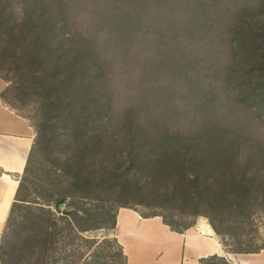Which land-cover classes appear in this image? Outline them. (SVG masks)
<instances>
[{
  "label": "trees",
  "instance_id": "1",
  "mask_svg": "<svg viewBox=\"0 0 264 264\" xmlns=\"http://www.w3.org/2000/svg\"><path fill=\"white\" fill-rule=\"evenodd\" d=\"M206 66L219 71L213 81L192 75ZM0 79L3 103L36 134L7 225L43 162L52 175L34 178L40 201L106 205L94 209V226L85 220L93 210L65 209L81 233L108 228V204L203 216L223 239L264 211V140L246 133L264 123V0H0ZM157 100L166 103L161 118L194 128L154 133L146 108ZM47 210L27 207L18 232L33 231L1 246L3 264L56 241ZM143 216L178 233L194 226Z\"/></svg>",
  "mask_w": 264,
  "mask_h": 264
},
{
  "label": "rangeland",
  "instance_id": "2",
  "mask_svg": "<svg viewBox=\"0 0 264 264\" xmlns=\"http://www.w3.org/2000/svg\"><path fill=\"white\" fill-rule=\"evenodd\" d=\"M216 54L221 55V51L218 52V50L214 51V53H211V56H215ZM210 56V57H211ZM198 68V67H197ZM199 69V68H198ZM200 71L202 73H200ZM219 72L216 67L213 66H206V67H200V69L197 72H193L192 75H194L196 78H201V80H205L207 82L213 81V79L216 78L215 73ZM198 74H201L202 77H200ZM162 82H165V78H163ZM7 86V84H6ZM165 86V87H164ZM164 92L166 91V85L163 84L162 86ZM166 101V100H165ZM152 105V104H151ZM170 105V104H169ZM166 103L162 100H157L153 102L152 106L147 107V113L146 114V122H149V120L152 121L154 125L153 132L154 133H166V132H172L177 131L181 129L178 125L184 124L186 129L182 130L185 133H189L194 126H192V119H182L181 121L177 120H171L169 119L166 121L165 119L161 118L160 114L162 113L163 108L165 109ZM117 107L120 106L117 104ZM34 110L27 109L22 111L23 115H30L33 113ZM225 113V110H223L222 114ZM222 117V116H221ZM166 124L167 131H166ZM248 130V131H247ZM246 133H252V135L259 139L264 140V123H259L258 121H255L251 123L250 127L248 126ZM7 152V153H6ZM5 157H10L9 159L12 160V162H9V166L5 164V168H1L0 166V203L2 201L3 193H8L7 189V182L3 180V176L10 177L15 182H20L22 175H21V161L18 158L13 157V153H11L10 150L7 149V151L4 152ZM4 160V158H3ZM1 162L4 163V161L1 160ZM43 163H36L35 167L37 171L32 170L30 179L26 181V189H24V192L22 193L23 196L26 198V202H20L19 207L16 210V214L13 215L12 221L7 225V221L1 222L0 221V264H3L2 256H1V246L8 243V241H12L13 245H15L17 242L21 244L22 242H19L20 239L26 237L28 234H30L33 230L32 228H23L20 232L21 225V217L22 215H26L27 207H31L33 209H40L46 208L47 211H50V215L52 216V229H54L55 225H57L58 229V235L56 237V241L52 242L51 245L47 247L46 251L38 250L39 255L34 256L33 251H27L22 254V257L17 259V264H128L126 263L125 257H124V251L121 246L119 247V242L116 238V228L112 229V216L115 214L116 217L119 214L117 211L120 209H126V208H120L118 209L115 206H112L108 204V208L112 209L111 214L104 220L105 224H107V229H92L88 232H77L73 228V226H68V221L72 220L69 217V214H66L67 212L65 209H68V211H73L74 207L77 208H86L93 210L94 214L86 218L85 220L88 221V225L94 226L96 222L101 221V217L99 218V213L96 210V206H104L105 211L107 212L108 209L106 205H98L91 200H81V199H68L65 204L60 205L59 207L56 205V203L48 206L43 201H40V198H38V195L34 194V185L32 183L34 182V178H37L41 181L49 176L48 178H51V170L46 168V164ZM37 165V166H36ZM43 166V167H42ZM20 171V172H19ZM48 171V174L41 176L43 172ZM41 176V177H40ZM53 183V182H52ZM52 187V184L49 186ZM47 192H45L46 194ZM51 196V192H48L47 197ZM110 205V206H109ZM62 206V208H61ZM104 207H101L99 211H102ZM129 211L123 210V213L130 214L128 218H139L141 217L143 220H150L155 219L159 222L162 220L161 217H151V218H145L143 215L152 216L155 213L158 214H164L167 217H170L171 221L178 225L180 228H186L192 224L194 226L190 228V231L184 230L185 235L183 237L187 239V236L191 233L192 236L196 235L194 232V229H198L200 234H202V229L204 226H209V220L206 217L200 216V217H193V216H182L179 212L173 210L171 212L164 211V209H158V210H151L149 208H145L142 206H138L136 209H126ZM31 212H36L31 210ZM121 214L119 216V222L121 224L124 223V217L125 214ZM45 216H47L45 214ZM44 216V217H45ZM118 219V217H117ZM7 220V219H6ZM130 223L132 222L131 219H129ZM140 221V220H139ZM147 222V221H146ZM150 221H148L149 223ZM72 225V223H70ZM133 224V223H132ZM196 227V228H195ZM210 227V226H209ZM169 228V227H168ZM211 228V227H210ZM193 229V230H192ZM171 230V229H170ZM172 231V230H171ZM15 232V234H14ZM30 232V233H29ZM173 232V231H172ZM238 235L232 234L229 236H226L225 239H223L221 236L215 234V237L219 240V243L223 247V250L225 255L224 258L227 263L234 264L236 263L235 260H245L249 261L252 264H264V211L257 212L253 216V220L251 223L246 226L245 228H238ZM21 239V240H22ZM203 240V236L198 235L197 240ZM15 241V242H14ZM241 242V243H239ZM12 245V246H13ZM247 249H257L258 253L254 254H241L237 252V249L240 248ZM5 250L8 249L9 245H5ZM133 247V244H132ZM131 247V248H132ZM183 249L180 252V264H196L197 263V256L194 251V248L190 247L187 243V240L185 241L183 239L182 244ZM154 249H147L142 255H140V260L138 261L139 264H155V252H153ZM41 254V255H40ZM230 254V255H229ZM161 255V256H160ZM162 252L158 253L157 258V264H160L163 261ZM5 261H7L5 259ZM238 264L240 261H237ZM9 264H12L9 263ZM246 264V263H244Z\"/></svg>",
  "mask_w": 264,
  "mask_h": 264
},
{
  "label": "crops",
  "instance_id": "3",
  "mask_svg": "<svg viewBox=\"0 0 264 264\" xmlns=\"http://www.w3.org/2000/svg\"><path fill=\"white\" fill-rule=\"evenodd\" d=\"M5 88L6 83L0 79V166L4 169L5 164L9 166V162H12V160L9 159L10 157H5L4 152L8 149L13 153V157L16 158V160L18 158L20 159L22 175L26 168L36 134L31 123L25 117L3 103L1 93ZM1 160L4 161V163L1 162ZM2 178L7 182L8 189V193H3L0 203V221L5 222L8 221L12 205L15 202L19 182L13 181L8 176H3ZM123 210L126 212L129 211L126 209H120L118 211L119 214L117 215L118 219L116 217L115 228L116 238L123 248L128 264H139L140 255L147 249H154L155 264H157L158 253L160 252H162V257H164L160 264H180V252L183 249V239L185 241L187 240L191 248H194L197 256L196 264H202L201 261L203 259L213 256L227 258L224 256L226 253L219 243V240L215 237L216 233L210 224L209 226L211 228L208 225L203 227L202 234H200L195 227L196 229H194V232L196 235L192 236L190 233L187 239H185L183 237L185 234L172 232L162 220L155 222L157 221L155 219L143 220L141 217L128 218L130 214L123 213ZM122 213L125 214L123 224L119 222V216H121ZM129 219L132 220L131 223ZM148 221L150 222L148 223ZM186 231L188 232L190 230L188 229ZM198 235L203 236V240L196 241ZM235 261L236 263L234 262V264H238L237 261H240L239 264H252L245 260Z\"/></svg>",
  "mask_w": 264,
  "mask_h": 264
},
{
  "label": "water",
  "instance_id": "4",
  "mask_svg": "<svg viewBox=\"0 0 264 264\" xmlns=\"http://www.w3.org/2000/svg\"><path fill=\"white\" fill-rule=\"evenodd\" d=\"M61 208H62V206H61Z\"/></svg>",
  "mask_w": 264,
  "mask_h": 264
}]
</instances>
